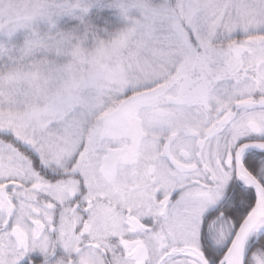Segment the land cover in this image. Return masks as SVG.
<instances>
[{
    "label": "snow or ice",
    "instance_id": "snow-or-ice-1",
    "mask_svg": "<svg viewBox=\"0 0 264 264\" xmlns=\"http://www.w3.org/2000/svg\"><path fill=\"white\" fill-rule=\"evenodd\" d=\"M0 264H264V0H0Z\"/></svg>",
    "mask_w": 264,
    "mask_h": 264
}]
</instances>
